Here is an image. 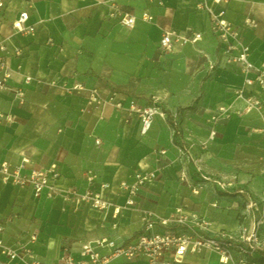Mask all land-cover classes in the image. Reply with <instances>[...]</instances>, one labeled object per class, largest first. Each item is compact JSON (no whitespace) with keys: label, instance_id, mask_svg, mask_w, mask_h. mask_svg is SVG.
Listing matches in <instances>:
<instances>
[{"label":"crops","instance_id":"obj_1","mask_svg":"<svg viewBox=\"0 0 264 264\" xmlns=\"http://www.w3.org/2000/svg\"><path fill=\"white\" fill-rule=\"evenodd\" d=\"M4 1L1 34L21 54L9 57L10 87L0 93V109L13 117L12 122H0V162L16 165L26 157L24 174L55 164L62 189L84 190L85 173L91 172L92 186L107 182L105 197L117 205L125 202L119 182L132 180L138 169L158 174L138 190L135 207L116 216L112 208L86 205L63 210L61 195L35 198L29 186L0 182L1 237L11 248L26 246L31 251L15 264L34 259L52 264L65 254L79 259L81 245L100 238L129 243L143 231L141 216L147 212L158 220L182 207L208 220L211 231L238 227L237 195L220 192L211 181L193 193L179 179L183 168L197 181L198 165L206 175L234 178L252 194H264V136L259 131L264 129V107L261 114L234 113L244 105L234 94L242 75L221 55L210 15L197 7L202 0H116L135 17L132 27L109 17L104 0ZM207 3L214 12L223 11V18L236 27L243 26L246 16L257 20L255 28L242 29L240 39L249 45L254 64L264 62V0ZM22 10H27L28 24L35 27L32 35L12 34L11 22ZM144 13L152 20L143 19ZM165 30L184 37L200 33V38L164 51L160 38ZM24 76L32 78L29 84L23 82ZM15 90L24 92L23 105ZM93 90L103 100L116 93L124 105L130 99L148 105L156 97L167 118L155 117L142 134L136 114L128 115L107 102L91 105ZM220 105L233 113L216 117ZM210 131L215 133L213 139ZM180 148L186 156L180 155ZM161 149L165 154L158 156ZM155 230L164 228L156 225ZM5 259L0 254V261ZM111 264L145 262L117 258ZM179 264L219 263L216 254L203 250L187 252Z\"/></svg>","mask_w":264,"mask_h":264},{"label":"built area","instance_id":"obj_2","mask_svg":"<svg viewBox=\"0 0 264 264\" xmlns=\"http://www.w3.org/2000/svg\"><path fill=\"white\" fill-rule=\"evenodd\" d=\"M202 0L197 4L199 9L205 10L210 15L211 31L216 35L221 47V55L227 64H235L240 68L242 84L234 90L236 98L243 101L242 110L234 111L238 115L258 112L261 114L264 107V62L256 65L250 59V47L241 41V31L244 28H255L257 20L246 16L242 27H236L233 23L223 18V11L214 12L207 3ZM215 4L223 0H211ZM109 6L108 16L119 23L132 27L135 17L122 10L116 0H104ZM5 1L0 0V15ZM29 14L22 10L11 22L12 34L32 35L35 27L28 24ZM145 20H152L149 13L142 16ZM200 33H194L192 37H184L173 30H165L160 38V46L164 51L171 50L175 43L187 44L196 42ZM52 42L51 39L48 40ZM19 47L12 46L8 38L1 34L0 21V93L9 89L11 70L8 60L10 56H19ZM32 78L24 76L23 82L29 84ZM77 89V88H75ZM15 96L20 105L25 102L24 92L15 90ZM102 102L112 104L116 109L125 110L128 115L136 114L141 121V133L145 134L152 126L155 117L167 118L166 112L158 105V99L152 97L150 104L141 105L136 100L130 99L127 105L122 100L116 99V93H112L106 99H102L93 90L89 103L97 106ZM233 112L224 105L218 106V116L229 117ZM176 114L173 115L175 117ZM264 118V115H262ZM215 118V117H214ZM212 118V119H214ZM12 122L13 117L0 109V122ZM264 136V129L259 130ZM214 131H210L209 139L214 138ZM99 140H96L98 143ZM206 147V142L202 143ZM181 156H186L183 148L179 149ZM159 155L165 154V150H157ZM187 158V157H186ZM29 159L24 157L19 164L12 165L7 161L0 162V182H10L16 186H29L35 198L45 195L54 198L61 195L63 210L76 211L86 205L97 210L112 208L114 216L125 208H133L136 204L138 190L146 183L157 179V171L154 169L135 170L132 180H122L118 187L121 194L125 195L123 205L113 204L105 197V191L110 188L107 182L100 183L98 188L92 186L95 175L86 172L87 187L79 190L74 187L62 189L58 185L59 171L55 164L48 168H31L26 174L22 172ZM196 172L200 173L197 181L191 180L186 170L181 168L179 179L184 181L193 193H198L206 181H211L220 192H231L240 198L238 213V227L234 230L219 229L211 231V223L196 212L175 208L167 217L155 219L149 212L141 216L143 231L139 236L126 244H116L108 238H100L94 241L84 242L81 245L79 259L65 254L58 262L52 264H111L117 258L126 260L142 258L145 264H179L187 253H199L203 250L213 252L217 256L219 264H264V194L256 196L244 187L237 185L234 180L227 178H213L202 173L196 165ZM216 206V204H213ZM160 225L164 230H155ZM176 228H179L177 230ZM4 230V219L0 217V254L5 256L0 264H15L18 260L31 256V251L26 246L18 249L9 247L3 241L1 234ZM35 239V236H32ZM30 264H43L38 260H32Z\"/></svg>","mask_w":264,"mask_h":264}]
</instances>
